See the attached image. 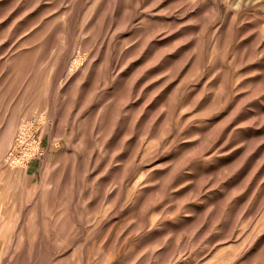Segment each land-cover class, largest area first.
<instances>
[{"label":"rangeland","instance_id":"1","mask_svg":"<svg viewBox=\"0 0 264 264\" xmlns=\"http://www.w3.org/2000/svg\"><path fill=\"white\" fill-rule=\"evenodd\" d=\"M0 264H264V0H0Z\"/></svg>","mask_w":264,"mask_h":264},{"label":"built area","instance_id":"2","mask_svg":"<svg viewBox=\"0 0 264 264\" xmlns=\"http://www.w3.org/2000/svg\"><path fill=\"white\" fill-rule=\"evenodd\" d=\"M35 142L37 143L36 145L33 144V147L35 146V148L33 149V157L40 158L42 156H45L46 151L44 147L41 146V140H38V141L36 140Z\"/></svg>","mask_w":264,"mask_h":264},{"label":"bare ground","instance_id":"3","mask_svg":"<svg viewBox=\"0 0 264 264\" xmlns=\"http://www.w3.org/2000/svg\"><path fill=\"white\" fill-rule=\"evenodd\" d=\"M219 11V10H218ZM27 126V125H26ZM26 129V128H25ZM14 130V129H13ZM12 131V130H11ZM10 133V132H9ZM7 135V134H6ZM21 137H24V135L22 134ZM2 140V139H1ZM3 141V140H2ZM9 149V148H8ZM25 153L27 154L28 153V150L25 151ZM13 157V162H15L17 160V157L16 156H12Z\"/></svg>","mask_w":264,"mask_h":264}]
</instances>
